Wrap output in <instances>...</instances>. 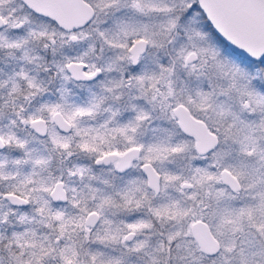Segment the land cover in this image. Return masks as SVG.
<instances>
[{
  "label": "snow or ice",
  "instance_id": "snow-or-ice-1",
  "mask_svg": "<svg viewBox=\"0 0 264 264\" xmlns=\"http://www.w3.org/2000/svg\"><path fill=\"white\" fill-rule=\"evenodd\" d=\"M0 264H264V0H0Z\"/></svg>",
  "mask_w": 264,
  "mask_h": 264
}]
</instances>
